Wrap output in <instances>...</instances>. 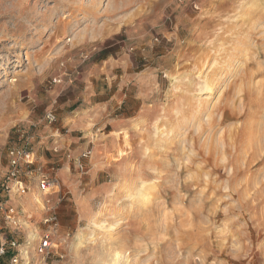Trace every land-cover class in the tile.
I'll list each match as a JSON object with an SVG mask.
<instances>
[{"label":"rangeland","instance_id":"1","mask_svg":"<svg viewBox=\"0 0 264 264\" xmlns=\"http://www.w3.org/2000/svg\"><path fill=\"white\" fill-rule=\"evenodd\" d=\"M225 107L242 117L221 129ZM232 136L251 160L235 179L221 143L217 163L188 160ZM10 146L37 165L2 264H264V0H0V175Z\"/></svg>","mask_w":264,"mask_h":264},{"label":"built area","instance_id":"2","mask_svg":"<svg viewBox=\"0 0 264 264\" xmlns=\"http://www.w3.org/2000/svg\"><path fill=\"white\" fill-rule=\"evenodd\" d=\"M47 119L53 122L56 119V115L53 112H49L47 114ZM24 137V134H22L21 138ZM90 155V151L84 152L76 160L77 166L81 170L84 169L83 159L88 158ZM7 158L8 169L5 174L0 175V264H2L10 250L15 252L21 247L17 239H10L9 241L5 239L2 224L6 223L14 228H18L20 225L21 220L18 215L10 209L9 204L13 198L23 197L30 191L31 183L24 179V170L32 174L34 171L33 168L37 165L36 152L27 146H10L7 149ZM38 170L40 171V169ZM38 186L46 195L51 194L56 188L60 189L59 180L49 173L41 174ZM45 224L49 225L53 230H56L58 227L56 215H51L46 218ZM52 246L53 241L51 239V233L44 234L37 247L38 253L47 256L50 254ZM23 258L24 257H22L20 253L13 254L10 264H30L28 256Z\"/></svg>","mask_w":264,"mask_h":264},{"label":"bare ground","instance_id":"3","mask_svg":"<svg viewBox=\"0 0 264 264\" xmlns=\"http://www.w3.org/2000/svg\"><path fill=\"white\" fill-rule=\"evenodd\" d=\"M221 49V48H220ZM223 49V48H222ZM229 51V50H228ZM215 52V56H217V54H218V52H219V49H217L216 48V50L214 51ZM215 56H214V59L213 60H211L210 61V63H209V59H208V56H206L205 58H203L202 60H201V63L198 65V67H196L197 68V74H198V78H199V80L202 82V85H201V89H200V91H201V93L202 94H205V93H210L211 95L219 88L218 87V82L219 81H215V80H212L211 79V75H210V70H211V68H210V66L212 65V66H214L216 63H218L219 61H217V58H215ZM208 65V66H207ZM206 66H207V69H205L206 68ZM210 68V69H209ZM205 70V71H204ZM207 70H209L208 72H206ZM241 90V89H240ZM240 93V92H239ZM242 94V93H241ZM241 94H239L240 96H241ZM244 99V98H243ZM241 102V101H240ZM243 103V102H242ZM244 107V106H243ZM232 111V110H231ZM228 108H219V110H218V117H219V119L216 121V123H217V125L219 126V127H221V129H222V127L223 126H225L226 125V123L228 122V121H230V120H234V119H237V121H239L240 119H241V117L242 116H240L239 118H236V113H234V112H231ZM243 114V113H242ZM215 118V117H214ZM214 118L211 116V115H209V120L211 121V123L213 122L212 120H214ZM214 123H215V121H214ZM216 125V124H215ZM215 125L213 126V125H211L212 127H215ZM156 129H159L158 127L156 128ZM239 129V128H238ZM237 129V127H236V130H238ZM159 135V134H158ZM214 135V134H213ZM236 135V134H235ZM238 136V135H237ZM223 139V138H222ZM222 139H219L218 141H219V145L218 146H215V147H213L212 145L211 146H209V147H204V149H202V152H200V153H195V155L194 156H192L191 154L188 156L189 158H188V160L190 161V163L194 160V159H196V158H194V157H196V156H199L200 158V160L202 161V162H211L212 163V161L213 162H215V163H217L218 161L217 160H215V159H217V155L219 156L220 154H218V151L220 150V143L221 144H223V146H224V158L227 156V160L229 161V163L225 166V168L226 169H228L229 167L231 168L230 170L231 171H233L232 172V177H233V179H235L236 177H238L237 175H238V173H240V172H244V171H248L249 169H248V166H249V163H250V159H247L246 160V158H245V155L247 154L246 153V151L245 152H243V153H245L244 155H243V166H244V164L245 163H247V164H245L246 165V167H242V166H238L237 164H239V162H240V158H238V157H236L235 158V154H236V152H234V150H233V148L235 149V151H236V144L237 143H235L236 141H235V139L233 138V136L230 138V140L229 141H227L226 142V140H222ZM162 140H163V138H162ZM159 142H161V137H160V140H159ZM212 142V141H211ZM164 142H162V144H163ZM204 146H206V145H204ZM222 146V147H223ZM203 147V146H202ZM232 148V150L231 149H229V148ZM169 149V148H168ZM186 149V147H184V150ZM176 150V149H175ZM189 150V149H188ZM168 151V150H167ZM263 151V150H262ZM190 152L192 153L193 152V150L192 149H190ZM247 152H249V151H247ZM254 152V151H253ZM165 153V152H164ZM163 153V154H164ZM167 153V152H166ZM256 153V152H255ZM181 154V156H182V154H184V153H180ZM238 154V153H237ZM251 154V153H250ZM177 154H175V156H176ZM253 155V154H252ZM168 156V155H167ZM179 156V155H178ZM251 156V155H250ZM254 156V155H253ZM247 157V156H246ZM177 158V157H176ZM253 158H256V155L253 157ZM252 158V159H253ZM219 159V158H218ZM222 159H223V157H222ZM255 160V159H254ZM170 161V160H169ZM209 166V165H208ZM214 166H215V164H214ZM217 167V166H216ZM222 167H223V165H222ZM205 168V167H204ZM224 168V167H223ZM122 171V170H121ZM203 171V170H202ZM210 171H212V170H210ZM209 171V172H210ZM203 172H205V171H203ZM122 173H123V175H126V173L127 172H124V170L122 171ZM212 173V172H211ZM245 173H247V172H245ZM214 175V174H213ZM224 175V174H223ZM203 176H205V179H208L209 178V174H205V175H203V174H200L198 177H203ZM229 176V175H228ZM230 178V177H229ZM212 179H214V178H212ZM208 181V180H207ZM206 181V182H207ZM212 183V182H211ZM207 185V184H206ZM95 225H98L97 223L95 224ZM111 227H113V226H111Z\"/></svg>","mask_w":264,"mask_h":264}]
</instances>
